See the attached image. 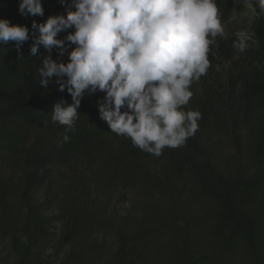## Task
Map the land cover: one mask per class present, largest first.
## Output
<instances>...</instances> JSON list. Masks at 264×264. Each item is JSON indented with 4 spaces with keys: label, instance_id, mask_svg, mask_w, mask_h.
Returning <instances> with one entry per match:
<instances>
[{
    "label": "trees",
    "instance_id": "trees-1",
    "mask_svg": "<svg viewBox=\"0 0 264 264\" xmlns=\"http://www.w3.org/2000/svg\"><path fill=\"white\" fill-rule=\"evenodd\" d=\"M19 2L0 0V19L29 29L19 50L14 42L0 43V264H264V169L255 167L247 178L219 173L200 147L208 118L202 108L195 110L201 114L198 130L185 145L165 148L159 157L146 153L100 119L102 92L82 98L75 131L65 142V126L54 124L51 116L53 105L60 100L70 104L71 96L54 82L40 87L38 70L48 53L40 46L34 57L30 47L38 35L33 20L66 14V6L42 0L43 17H24ZM215 3L224 24L232 14L231 2ZM254 10V47L247 52L251 73L236 100L244 106L241 116L245 108L259 112L264 131V13L257 3ZM217 47L222 50L221 44ZM51 55L68 60L67 53L58 57L55 49ZM226 113L237 117L239 107ZM149 162L160 163L161 178H151ZM76 167L102 201L72 181L56 180L52 186L54 171ZM169 178L182 186L186 181L189 197L200 196L207 207L188 216L151 199L135 214L110 211L117 189L161 197Z\"/></svg>",
    "mask_w": 264,
    "mask_h": 264
},
{
    "label": "clouds",
    "instance_id": "clouds-1",
    "mask_svg": "<svg viewBox=\"0 0 264 264\" xmlns=\"http://www.w3.org/2000/svg\"><path fill=\"white\" fill-rule=\"evenodd\" d=\"M264 13V0H255ZM66 14L32 22L30 55L40 46L48 55L38 70L39 85L67 91L72 103L53 105L51 120L65 126L63 140L75 131L85 94L102 92L98 113L111 132L156 157L176 149L198 130L199 111H185L199 81L210 67L208 53L224 28L215 0H60ZM74 9V10H72ZM21 16H44L42 0H20ZM73 31L63 38L58 34ZM234 42L247 47L245 33ZM211 37L212 39H210ZM29 39L27 26L0 19V43L17 50ZM74 46V47H73ZM67 53V62L54 60ZM69 49H71L69 51Z\"/></svg>",
    "mask_w": 264,
    "mask_h": 264
},
{
    "label": "rangeland",
    "instance_id": "rangeland-1",
    "mask_svg": "<svg viewBox=\"0 0 264 264\" xmlns=\"http://www.w3.org/2000/svg\"><path fill=\"white\" fill-rule=\"evenodd\" d=\"M230 2L233 9L230 19L222 24L224 33L222 36L215 37V43L210 45L208 53L210 67L199 81H193L191 84L190 90L193 96L188 105L184 106V110L194 109L195 111L202 108L206 111L207 126L201 135L200 147L210 158L214 168L224 175L239 174L247 178L253 174L255 167L260 166L264 169V145H261L264 131L259 124V112L254 108L246 112L245 108L246 115L241 116L244 113V106L236 100L241 83L249 78L251 73L247 52L254 47L250 24L255 16L256 2L255 0H230ZM238 33H245L247 37V47L243 52L234 47V42L239 39ZM219 44L222 50L218 49ZM237 107L240 113L237 117L225 115L227 108L232 110ZM261 152H263L262 155ZM146 170L152 179L157 180L163 175L160 163L149 162ZM82 171L79 167L72 171H54L52 186L56 180L65 184L72 181L79 187H85V195L97 202L102 201ZM183 185L169 178L167 191L161 197L148 196L144 190L135 188H119L111 196L109 208L117 214H135L141 206L152 199L190 216L207 207V202L200 196L195 194L197 197H189L190 189L186 181ZM2 247L0 244V252L3 251Z\"/></svg>",
    "mask_w": 264,
    "mask_h": 264
}]
</instances>
